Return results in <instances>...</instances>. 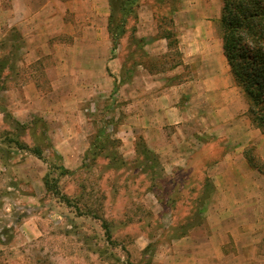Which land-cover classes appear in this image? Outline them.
Returning <instances> with one entry per match:
<instances>
[{"label":"rangeland","instance_id":"rangeland-1","mask_svg":"<svg viewBox=\"0 0 264 264\" xmlns=\"http://www.w3.org/2000/svg\"><path fill=\"white\" fill-rule=\"evenodd\" d=\"M67 2L71 8H66ZM71 4V0H54L53 10H49L61 18L54 26L62 28L68 23V33L57 32L51 39V44L59 45L57 53L39 55L36 62L30 63L24 40L18 68L16 65L10 75L6 72L1 78L5 88L0 93V157L3 156L0 161L5 171L0 172V235L5 248L0 251V264H138L145 257L153 259V264H173L177 242L182 239L173 238L174 229L193 215L200 197L207 199L204 213L215 185L206 176L207 171L199 168L197 159L190 168H170L160 154L149 148L142 131L145 120L135 117L130 81L121 83L120 70L125 55L140 40L145 41L143 50L151 58L141 59L147 61L149 69L136 66L139 79L145 72L158 75L172 70V66L182 63L181 38L188 37L199 17L209 16L208 30L221 36L218 20L222 0L212 1L209 9L212 12L203 14L198 11L199 0H176V3L140 0L138 18L130 20L127 36L115 52L108 32L107 0V7L89 9L91 18L96 16L89 25L97 34L104 27L109 42L106 50L95 43L90 48L95 50L93 57L83 54L92 46V41L73 38L83 35L84 25L77 24L75 18L86 10ZM171 7L177 9L172 21L168 16ZM132 28L135 31L131 44ZM6 30L2 28L3 33ZM167 33L175 35L171 39L175 46L169 50L166 40L165 53H149L147 46L162 40L160 36ZM7 51L1 48L0 56ZM139 52L137 55L142 56ZM97 58L105 59V71L103 67H91ZM87 69L89 75L83 72ZM99 71L104 73L103 78ZM183 75L179 79L186 77ZM29 80L35 81L39 97L47 98L48 106L44 105L37 117L28 116L19 121L28 130L18 136L19 130H14L15 125L3 110L12 115L9 104L14 101L9 93L12 90L17 93L15 90ZM137 85L140 89L141 82ZM100 131L107 137L105 149L101 148L103 143L96 142ZM43 133L52 149H47L45 142L40 144ZM8 139L20 141L29 148L41 145L44 161L17 150ZM140 140L157 155L159 170L163 172L161 177L152 179L150 174L141 171ZM257 149L256 145L252 146L249 156L257 166L263 167L264 160ZM95 150L102 153L94 157ZM61 167L72 172L62 176L59 182L61 192L69 197L72 206L48 192L43 182L46 175L58 178ZM205 179L212 188L205 185ZM31 218L38 221L40 236L32 242H23L17 237L21 225ZM198 220L200 224L204 214ZM105 222L109 225L110 239ZM150 244L154 248L152 256L145 252ZM260 254L264 257V248Z\"/></svg>","mask_w":264,"mask_h":264},{"label":"crops","instance_id":"crops-1","mask_svg":"<svg viewBox=\"0 0 264 264\" xmlns=\"http://www.w3.org/2000/svg\"><path fill=\"white\" fill-rule=\"evenodd\" d=\"M203 1L199 0L197 10L202 12L200 14L211 13L209 9L214 0ZM53 2L0 0V38L4 40L11 29H18L25 40L30 63L36 62L39 55L57 53L59 45L51 44L53 35L68 33V23L62 28L54 26L61 18L49 12L53 10ZM71 2L72 7L86 10L75 18L77 24L84 25L83 35L73 37L92 41V46L83 54L93 57L95 50L90 48L95 43L102 50L108 49L104 27L101 34H97L89 25L91 19H96V16L91 18L89 9L107 7V0ZM68 7L71 8L69 2ZM208 18L199 17L188 37L181 38L183 56L179 66L166 74L140 71L144 73L140 79L135 70L129 80L137 112L135 117L145 120L142 130L145 140L149 148L165 159L167 167L190 168L197 159L215 185L203 213L204 220L177 242L173 264L264 262L260 254V249L264 248V175L251 168L248 157L252 146L256 145L264 160V135L252 126L247 115L249 101L233 83L223 41L221 36L208 30V22H211ZM3 27L7 29L4 33ZM147 48L151 54L165 53L167 42L162 39ZM114 62L117 66V60ZM104 63V58H97L91 67H103L105 71ZM83 72L89 75L88 69ZM99 72L103 78L104 73ZM181 74L186 77L179 79ZM34 80L20 86L15 90L17 93H12L13 90L9 93L14 101L9 104V111L18 121L28 116L35 118L44 105L48 106L47 98L39 97ZM137 82H141L140 89ZM4 171L0 161V172ZM37 222L32 218L26 220L17 238L23 242L37 240L40 236ZM4 248L0 244V251Z\"/></svg>","mask_w":264,"mask_h":264},{"label":"trees","instance_id":"trees-1","mask_svg":"<svg viewBox=\"0 0 264 264\" xmlns=\"http://www.w3.org/2000/svg\"><path fill=\"white\" fill-rule=\"evenodd\" d=\"M176 3V0H170ZM110 6V15L108 19V32L112 41V50L115 52L121 45V41L127 36L128 24L130 20L136 21L138 18V9L140 7V0H108ZM175 7H171V11L168 16L172 21V15L175 12ZM218 29L223 41V51L227 59V62L231 69L233 83L247 98L249 101V108L247 115L251 120L252 126L261 131L264 135V0H222V8L220 17L218 20ZM135 29L132 28L130 32V42H133V33ZM175 37L173 34L161 35L160 39L168 41V49L171 50L175 46V42L171 39ZM136 47L125 55L122 63L121 83L129 81L136 70V66H144L147 69L150 65L147 61L141 60L148 57L143 48L145 41H136ZM0 47L2 50H8L7 53L0 56V93L4 90L3 82L1 78L5 73L10 75L9 72L16 69L17 62L20 61V52L24 47V39L18 29L13 28L9 34L1 42ZM0 48V49H1ZM137 50L140 51L142 56L137 55ZM178 63L172 66V69L179 66ZM18 68V65H17ZM5 117L15 125V131L17 135L25 133L28 130V126L20 123L6 110ZM99 132L96 138V142L103 143L102 149L106 148L107 137ZM9 143H14L17 150L28 152L40 160L44 161V149L41 145L33 148H29L27 145L14 139H8ZM41 140V141H40ZM40 144H44L47 149H52V144L49 142L47 136L43 133L39 139ZM95 147V145H94ZM1 148V145H0ZM94 150V148H93ZM3 152V151H1ZM94 157H98L97 154H101L97 150L93 151ZM98 152V153H97ZM138 154L142 157L141 171L143 173L150 174L152 179L161 177L163 172L159 170V160L157 155L148 149L145 142L140 140L138 145ZM3 156H1V160ZM141 161V160H140ZM249 163L251 168L264 174L263 167L257 166L254 163L253 158L249 156ZM121 166L117 165V168ZM199 168H203L202 166ZM205 171V168H203ZM61 172L58 178L52 179L49 175H46L43 179L45 188L48 192L61 199L67 205L72 206V202L69 197L63 195L59 188L60 178L72 174L71 171L61 167ZM205 185L210 186L211 183L208 179H205ZM205 186V189L207 190ZM212 188V185H211ZM200 202L195 205V210L192 216H189L185 222L179 223L173 231V238L185 237L191 229L198 225V222L203 214L205 203L207 199L200 197ZM78 208V206H75ZM79 210V209H78ZM94 216V215H93ZM98 218V217H96ZM107 237L110 239V229L108 223H104ZM176 233H178L176 235ZM6 233H3V235ZM0 243H2L0 235ZM146 254L153 255L154 248L150 244L146 249ZM138 264H153V259L148 257Z\"/></svg>","mask_w":264,"mask_h":264}]
</instances>
